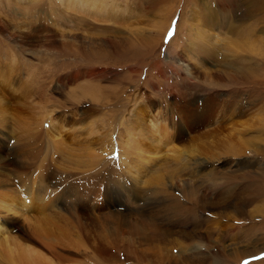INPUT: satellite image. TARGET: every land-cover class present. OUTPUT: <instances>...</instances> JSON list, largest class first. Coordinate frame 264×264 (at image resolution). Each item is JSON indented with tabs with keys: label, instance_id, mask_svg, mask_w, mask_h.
Returning a JSON list of instances; mask_svg holds the SVG:
<instances>
[{
	"label": "rangeland",
	"instance_id": "1",
	"mask_svg": "<svg viewBox=\"0 0 264 264\" xmlns=\"http://www.w3.org/2000/svg\"><path fill=\"white\" fill-rule=\"evenodd\" d=\"M86 1L0 0V264H264V0Z\"/></svg>",
	"mask_w": 264,
	"mask_h": 264
},
{
	"label": "bare ground",
	"instance_id": "2",
	"mask_svg": "<svg viewBox=\"0 0 264 264\" xmlns=\"http://www.w3.org/2000/svg\"><path fill=\"white\" fill-rule=\"evenodd\" d=\"M88 1V0H87ZM86 1V2H87ZM87 6V5H86ZM12 78V77H11ZM27 82V81H26ZM131 140V139H130ZM136 144V143H135ZM141 144V143H140ZM133 146H134V144H133ZM172 146H174V145H172ZM176 150H178V148H176ZM176 150H172V154H176ZM18 151V150H17ZM148 152V151H147ZM134 155V154H133ZM134 157V156H133ZM137 157H138V155H137ZM140 159V158H139ZM134 166V165H133ZM138 169V168H137ZM1 192V191H0ZM4 196V195H3ZM8 196V195H7ZM6 196V197H7ZM28 200V199H27ZM4 201H6V200H4ZM7 202H9V201H7ZM12 204V203H11ZM15 205V204H14ZM19 206V205H18ZM35 206V205H34ZM22 207V206H21ZM20 208V207H19ZM0 209H2V208H0ZM4 210H6V209H4ZM11 210V209H10ZM14 210V209H13ZM7 212V211H6ZM15 213L16 211L14 210V211H12V213ZM24 212V211H23ZM17 214V213H16ZM153 214V213H152ZM14 217V216H13ZM29 218H34V216H30V214L28 215V217H26L25 218V220L28 222V223H33V222H31L30 220H29ZM36 219V218H35ZM4 247L5 249L6 248H12V246H16V248H22V244H19L17 241H15V240H10V239H8V238H4V240H2V236H0V247ZM4 249V250H5ZM5 253V252H4ZM28 256V255H27ZM40 257V256H39ZM8 258V257H7ZM54 259V258H53ZM37 260V259H36ZM39 262H40V260H39ZM47 264V263H46Z\"/></svg>",
	"mask_w": 264,
	"mask_h": 264
}]
</instances>
